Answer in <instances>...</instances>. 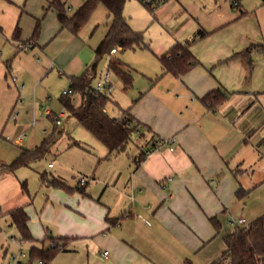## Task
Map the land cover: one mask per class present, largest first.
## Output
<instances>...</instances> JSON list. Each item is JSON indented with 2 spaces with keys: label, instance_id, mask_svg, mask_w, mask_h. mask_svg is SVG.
I'll list each match as a JSON object with an SVG mask.
<instances>
[{
  "label": "crops",
  "instance_id": "1",
  "mask_svg": "<svg viewBox=\"0 0 264 264\" xmlns=\"http://www.w3.org/2000/svg\"><path fill=\"white\" fill-rule=\"evenodd\" d=\"M52 1L0 0V222L12 228L10 213L24 208L34 237L25 242L30 249L59 245L46 264H212L216 250L219 258L226 249L225 237L238 227L233 219L248 224L264 214V181L250 172L264 137H257L260 120L253 115L257 97L249 84L250 57L242 54L261 40L254 13L243 0L234 13L217 7L218 0H167L157 18L168 35L159 45L163 52L154 53L160 67L149 61L137 74L119 58L110 60L129 71L133 82L127 85L113 70L130 98L123 108L112 98L111 85L108 95L120 115H110L108 104L106 112L111 118L128 112L146 138L139 142L135 132L125 151L109 156L89 130L84 141L69 137L67 158L76 160L77 171L72 177L45 171L44 181L40 175L32 188V164L8 166L40 145L32 126L38 122L33 119L41 80L56 68L70 85L72 76L94 60L96 49L65 27ZM60 1L67 9V0ZM177 43L187 44L198 60L182 76L164 73L160 61ZM217 89L228 98L212 111L203 98ZM21 104L26 115L12 118ZM53 112L66 117L65 110ZM44 114L55 118L46 109Z\"/></svg>",
  "mask_w": 264,
  "mask_h": 264
},
{
  "label": "trees",
  "instance_id": "2",
  "mask_svg": "<svg viewBox=\"0 0 264 264\" xmlns=\"http://www.w3.org/2000/svg\"><path fill=\"white\" fill-rule=\"evenodd\" d=\"M128 0H87L76 13L68 15L65 4L60 0H53L52 5L58 11L60 21L69 27L74 33H78L88 21L92 12L99 3L104 4L113 20L104 38L95 49V58L87 66L86 70L78 76H72L70 88L71 93H62L61 101L70 114L75 117L87 130L93 133L109 149V156L118 154L126 150L132 141V135L137 132L139 140L143 141L146 137L141 132L140 125L128 113L124 112L119 118H111L105 108L110 101L108 90L93 94L91 88L98 76V66L103 55L111 53L114 49L125 50L135 48L145 44L143 32L134 30L124 15L125 4ZM151 6L150 4H146ZM205 36L206 32L201 31ZM251 48H247L242 54L250 57ZM241 54V55H242ZM164 73H172L175 76H182L195 65L198 60L189 50L187 44L177 43L160 58ZM251 63V57L249 59ZM110 68L121 75L127 85L133 82L129 71L122 68L120 64L110 62ZM79 94L81 102L76 105L73 95ZM228 98V93L222 89L209 92L203 102L212 111ZM55 122V118L53 119ZM56 126L57 123L55 122ZM144 137V138H143ZM149 140V139H148ZM151 139L150 141H152ZM148 141V142H150ZM56 142L55 136L46 137L43 142L33 149H27L8 167L12 170L24 166H30L33 162L45 157L50 153L52 144ZM157 144H153L155 148ZM47 177L46 173L41 174V179ZM62 181L54 179L55 185H61ZM245 191H239L243 195ZM12 224L16 227L19 240L22 242H33L34 237L29 229V217L24 208H19L10 213ZM226 249L222 255L212 264H264V214L251 223L238 226L237 229L225 237ZM58 245L52 247H40L33 245L30 249L31 260L44 259L48 262L57 252ZM187 264H192L188 262Z\"/></svg>",
  "mask_w": 264,
  "mask_h": 264
},
{
  "label": "rangeland",
  "instance_id": "3",
  "mask_svg": "<svg viewBox=\"0 0 264 264\" xmlns=\"http://www.w3.org/2000/svg\"><path fill=\"white\" fill-rule=\"evenodd\" d=\"M87 0H67L66 7L69 15H73L78 8L84 4ZM208 1V0H207ZM207 1H203V3H207ZM231 0H218V6H222L226 8L229 12H237L233 10L230 5ZM243 4L245 8L252 11L255 15V19L259 24V30L261 40L258 41L259 44H255L251 47V75L249 77V84H251L252 90L255 92V97H257L255 106L253 108L254 119L260 120V125L257 127V137H264V0H243ZM69 6L71 8L69 9ZM160 6H156L153 4L152 6H147L146 3L142 0H128L125 4L124 15H126L130 26L138 31L143 32L145 44L141 46H136L135 48H128L122 51H118L115 57H112L109 53L103 55L102 59L99 62L98 73H104L107 70H110L111 75V85L112 91L111 96L113 99H116L120 102L121 106L124 108V104L129 100L130 93L129 90H124L122 79L117 76V74L110 68L109 63L112 58H119L120 60L128 63L130 66L136 68L140 74L139 70H146L149 66V61H151L150 66L152 67H160L159 59L155 56L154 53L160 54L163 52L164 47L159 49V45L162 42L163 38L168 37L163 27L158 26L157 18L158 15H161ZM175 15V11L167 13L164 19H170ZM113 17L109 14L108 9L102 3H99L88 21L85 23L83 28L79 31V38L83 39V41L93 49L101 42L106 31L110 24L112 23ZM154 63V64H153ZM136 74V75H137ZM99 81V77L94 80V83ZM41 85L44 86L41 90L39 89L36 94L37 105L36 111L38 122L32 126L33 129L37 131L36 138L38 140V144H41L46 137L55 136L56 143L52 144V151L48 153L42 159L33 162L31 167L28 168V182L33 188V185L37 188V183L39 177L45 171L50 175H54L57 170H61L62 173L66 177H72L77 171L76 168H79L76 165V160L71 158H67L69 147L68 140L69 137H74L78 140L84 141L85 138L91 137L90 132L75 118L70 116L66 108L64 107L61 96L62 92L65 88H68L70 85L67 84V81L63 75H60L58 70L55 68L47 75H45L41 80ZM127 91V92H126ZM23 97V96H22ZM74 103L78 105L81 102V97L79 94L73 95ZM34 102V101H33ZM31 105V119H33L34 115V103ZM23 104V103H22ZM21 106L20 108L16 107L12 112V118L14 112H18L16 114V118H20L22 115H26V112L23 111ZM109 114L112 116L120 115V108H116L113 101H109L108 103ZM52 109L56 113L65 110L66 117L63 118V122L61 125L56 126L55 122L44 114L45 109ZM111 108H114L111 110ZM116 108V109H115ZM127 108V107H125ZM20 111V112H19ZM23 117V116H22ZM11 118V119H12ZM30 119V120H31ZM13 120V119H12ZM46 136V137H45ZM136 138L137 135H134ZM138 138H136L137 140ZM139 142H141L138 139ZM133 147V144L131 145ZM264 145H261L259 148L260 155L257 161V164L254 166L251 173H255V176L258 177L261 181H264ZM52 163L56 167L48 168V164ZM261 194L264 193L260 191ZM264 199V194L262 196ZM229 227H227L228 229ZM232 228H229V231ZM6 233V235L4 234ZM15 236L17 240H19L18 232L16 227L13 225L12 228H9V224L4 225V222H0V264H13L12 255L17 250V245L13 244L11 238ZM31 244L22 242V249L24 252L29 253ZM223 246V244H222ZM216 247H221L216 245ZM223 248V247H222ZM217 253L215 257L211 260V262H215L220 253V250H216ZM222 252V251H221ZM220 256V255H219ZM210 262V263H211ZM207 264V263H203ZM209 264V263H208Z\"/></svg>",
  "mask_w": 264,
  "mask_h": 264
},
{
  "label": "built area",
  "instance_id": "4",
  "mask_svg": "<svg viewBox=\"0 0 264 264\" xmlns=\"http://www.w3.org/2000/svg\"><path fill=\"white\" fill-rule=\"evenodd\" d=\"M144 1L146 4H150L151 6L153 4H155L156 6H161L163 5L167 0H142ZM232 7L237 10L240 8L241 6V0H232ZM21 48H29L30 45L28 43H21ZM114 51H112V54H113ZM17 78L16 77H13V81H16ZM111 86V75H110V70H107L106 72L103 73L102 75V78L100 79V81L94 86L91 88V91L93 94H98L100 92H103V91H106V90H109ZM72 92V89L71 88H68L66 89L63 93H71ZM19 102H22V100L20 99ZM106 110V109H105ZM46 112L49 114V115H52L55 117V122L57 123V125L61 124L62 122V117H63V113H60V114H55L53 112V110L51 109H46ZM16 114H18V112H14V115L13 117H16ZM33 123L35 124L36 123V117H34L33 119ZM21 137H19V139H21ZM86 177H83L80 181V183L82 185H84L86 183ZM232 224L234 225H238V226H242V225H246L247 224V221L245 218H240V219H233L232 221ZM13 244H16L17 245V250L16 252L12 255V261H13V264H46V261L44 259H35V260H31V257H30V252L29 253H26L23 251L22 249V241L20 240H17L16 238H11ZM59 247V245H58ZM105 254H108V252L106 251Z\"/></svg>",
  "mask_w": 264,
  "mask_h": 264
}]
</instances>
